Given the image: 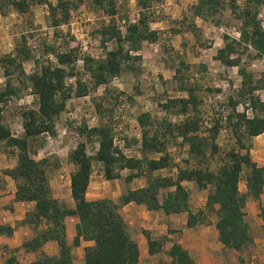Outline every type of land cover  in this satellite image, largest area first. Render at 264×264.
Wrapping results in <instances>:
<instances>
[{"label": "trees", "instance_id": "trees-1", "mask_svg": "<svg viewBox=\"0 0 264 264\" xmlns=\"http://www.w3.org/2000/svg\"><path fill=\"white\" fill-rule=\"evenodd\" d=\"M135 1L139 10L136 21H132L128 14H121L118 0H0L3 15H7L10 9L19 14L31 13L36 4L46 3L56 36L60 34V27L71 21L73 11L85 2L102 10L109 18L95 33L100 39L102 56L95 58L85 54L82 58L90 77L88 80L77 65L79 43L68 41L64 50H58L53 44L47 45L45 53L53 54L55 60H35L28 36L22 34L15 51L0 58L6 78L4 86L0 87V142H4L17 157L16 164L4 168L1 173L15 181L16 201L34 202V207L15 226L0 222V235L12 236L20 225L30 227L34 236L23 242L25 251L42 250L50 240L57 242L56 255L42 253L33 264H75L74 249L82 241H93L84 248V264H139V243L120 211L131 202L167 215L186 212L188 228L210 223V216L215 213L219 241L225 248L239 253L254 242L252 227L246 219L249 197L259 201L264 222V202L261 200L264 165H259L251 155L253 138L264 133V101L255 93L264 87V71L256 78L244 63V55L248 53L251 59L264 57L261 18L264 0H198L180 19L174 20L171 35L191 33L198 45L210 47L204 42V31L198 19L220 25L222 16L229 10L240 23V36L235 38L224 34L223 46L217 49L216 59L227 67H238L241 85L228 96L229 112L218 115L204 130L200 110L203 101L198 93L200 86L190 82L186 71L192 65L179 56L173 79L177 82V89L186 95L168 96L159 105L166 113L178 115L180 119L154 118L149 111L141 112L137 120L142 130V156L130 157L114 145L115 106L105 103L107 94H113L107 86L124 71H141L144 43H155L162 37L161 30L154 28L152 23L156 13H160L163 0ZM33 59L36 69L27 73L24 64ZM199 66L207 71V65ZM70 78L75 81L70 82ZM103 85L105 92L100 100L96 99L100 122L94 126L82 122L78 131L84 139L69 154V162L75 166L71 172L72 206L54 196L50 173L52 162L49 157L36 159L31 143L42 135L57 134V119L66 110L70 99L87 96ZM23 88L31 89L36 106L25 107L22 112L24 132L15 135L5 123L4 108L14 96L20 95ZM240 105L244 106L243 110L239 109ZM249 108L252 116L247 113ZM223 129L230 131L235 142L219 159L221 162L212 167L213 159L222 150L218 139ZM94 140L98 146L91 155L87 147L88 142ZM127 143L131 144L129 140ZM173 143L186 148L188 156L182 159L183 163L176 162L169 151ZM94 161L101 164L107 180L121 178L122 171L128 169L130 173L126 182L144 176L147 183L128 188L117 202L106 197L89 199L87 192ZM169 168H175V174H155ZM242 181L246 182L247 192L240 188ZM185 182H194L199 189L209 190L204 208L196 212L191 209V192ZM4 187L5 180L0 177V197ZM72 217H77L79 222L76 234L70 240L67 223ZM144 234L148 239L149 254L164 251L168 236L153 238L147 230ZM167 254L170 261H160L159 264H196L189 250L178 241L171 245ZM239 259L244 261L241 255ZM5 264L21 263L12 254L6 258Z\"/></svg>", "mask_w": 264, "mask_h": 264}, {"label": "rangeland", "instance_id": "rangeland-1", "mask_svg": "<svg viewBox=\"0 0 264 264\" xmlns=\"http://www.w3.org/2000/svg\"><path fill=\"white\" fill-rule=\"evenodd\" d=\"M197 1L163 0L159 6L160 13H156L152 23L154 28L161 30L162 37L158 42L144 43L141 51L143 55L141 71H124L107 86L113 92V94H107L105 103L115 106L114 128L118 124H122V134L126 140V147L132 149L131 154L134 156H142L140 151L142 130L137 120L141 112L149 111L154 118L169 116L173 120L180 119L178 115L166 113L159 105L168 96L186 95L177 89V82L173 79L175 75L174 66L179 64V56H182L192 65L190 70L186 71L190 75V82L200 86L198 93L203 101L200 110L204 130L212 125L218 115L227 112L229 108L228 96L233 94L241 85L238 67H227L216 59L217 49L223 46L224 34H229L235 38L240 36V23L231 15L229 10L222 16L220 25L209 20L198 19V23L204 31V42L210 47L198 45L191 33L171 35L170 28L173 26L174 20L180 19L189 10V7ZM118 4L122 15L134 16L137 14L138 8L135 0H118ZM261 18L264 24V11L261 13ZM108 19L102 10H96L85 2L73 11L71 21L61 26L60 34L56 36L55 29L51 26L46 3L36 4L33 11L27 14H19L14 9H10L7 15H3L0 11V58L5 53L15 51L22 34L28 36L29 46L35 60H47L48 58L55 60L53 54L45 53V47L53 44L58 50H64L69 43L68 41H71L72 44L79 43L80 59L77 65L84 78L88 80L90 77L84 69L82 58L85 54H90L95 58L102 56L103 50L100 39L95 33L96 29ZM122 22L121 24H123ZM85 46H87L86 49ZM244 63L256 78L261 77L264 71V57L251 59L248 53L244 55ZM200 64L207 65V71H203L199 66ZM24 67L27 73L34 71L36 69L34 59L25 62ZM0 77H5L1 62ZM69 81L74 82L75 78H70ZM2 86L4 84L0 83V87ZM218 88L221 91H216ZM259 89H264V87ZM104 92L105 86L103 85L87 96L73 97L68 101L66 110L57 119V134L55 136L46 134L32 140L31 148L35 158H50L52 162L51 179L54 184L59 185L64 194L68 193V180L71 172L75 169V166L69 162V154L77 143L84 139L78 131L79 127L84 121L90 126L99 124L101 118L96 109V99L100 100L99 98ZM19 94V96H14L4 108L5 123L10 126L15 135H22L24 132L22 112L25 107L36 106V98L30 88H23ZM242 108L244 106L240 105L239 109ZM94 116L97 117L96 120H93ZM127 140L131 144H128ZM218 142L222 150L213 159L212 167H216L221 162L219 159L234 145L235 141L230 131L223 129ZM97 146L96 140L88 142V153L94 155ZM169 151L176 162L183 163L182 159L188 156L186 148L179 146V144H171ZM16 160L17 157L12 150L4 142H0V172L4 168L12 167L16 164ZM93 169L96 173L92 176L91 190L99 185L109 190L110 183H104L105 177L101 164L94 161ZM129 172L130 170L125 169L122 173L124 175ZM155 174L173 175L175 168L156 171ZM243 182L240 184L242 190L244 189ZM145 183H147L146 177L142 176L136 179L133 185L139 187ZM193 184L191 188L188 187L191 189V193H194L198 187L196 183L193 182ZM198 191L196 202L205 201L209 190L198 189ZM106 192L108 193V191ZM65 198H68L67 195ZM211 217L217 219L215 213ZM262 226L253 224L252 230L256 233L257 242L250 244L241 252L244 258L243 262L238 259L239 253L237 251L230 250L226 251L228 253L220 252L219 257L216 255L213 264H252L253 258L255 259L254 264H264V227ZM161 257L162 255H157L150 264H159L162 261Z\"/></svg>", "mask_w": 264, "mask_h": 264}, {"label": "crops", "instance_id": "crops-1", "mask_svg": "<svg viewBox=\"0 0 264 264\" xmlns=\"http://www.w3.org/2000/svg\"><path fill=\"white\" fill-rule=\"evenodd\" d=\"M251 155L259 165H264V133L253 138ZM129 173L124 174L125 176L122 173V177L115 180H107L104 178V183H110L109 190L100 185L95 186L96 188L91 190L93 183L92 178L87 192V197L89 199H100L106 197L117 202L120 195H122V193H124L128 188H136L133 184L138 178H135L130 183L126 182L125 178ZM0 177L5 180V187L0 197V222L15 226L17 222L25 218L26 212L34 207V202L16 201L15 195L17 188L15 181L11 177L3 175L1 172ZM243 183L244 189L242 190V188H240L243 192H247L246 182L244 181ZM185 184L189 188L194 185L193 182H185ZM51 185L55 197L62 200L65 199L67 203L74 206V200L71 195V176L68 180L67 194H64L63 190H60L59 185L54 184L52 179ZM145 185L146 183L141 186ZM198 189L199 188L197 187L196 191L191 193V209L195 212L205 207L207 199L206 197L205 201L200 203L196 202V196L199 192ZM106 191H108V193ZM65 195H67L68 198H65ZM261 200L264 202V193L262 194ZM120 211L129 223L133 237L139 243V264H150L154 261L157 255H162V261H170L171 258L167 254V250H169L175 241L180 242L186 249L189 250L192 257L196 261V264H213L215 260L214 257H216V255L219 257L220 252L230 251V249L225 248L219 241L218 229L216 227L217 219H213L211 216L210 223L198 224L195 228H188L186 226L188 218V214L186 212L167 215L163 211L148 210L145 205H140L135 202L124 205ZM2 216H5L6 220H3ZM246 219L250 223L251 227L253 224H259L260 226L264 224L263 219L260 216L259 201L253 199L252 197H249L247 200ZM78 222L79 219L77 217H72L67 223V233L70 240H72L76 234V225ZM144 230H147L153 238H160L162 236L169 237V240L164 246L163 252L155 255L149 254L148 239L144 234ZM257 234L259 233L257 232ZM33 236L34 231L30 227L23 225H20L12 236L0 235V264H5L6 258L12 254L17 256L21 264H33L37 257L42 253L47 255H56L58 253V244L54 240L47 241L42 250L25 251L22 247L23 242L31 239ZM253 237V243L257 242L255 232H253ZM91 244H93V241H82V244L74 249L75 264H84V248L85 246ZM239 255L242 256L241 253H239Z\"/></svg>", "mask_w": 264, "mask_h": 264}, {"label": "built area", "instance_id": "built-area-1", "mask_svg": "<svg viewBox=\"0 0 264 264\" xmlns=\"http://www.w3.org/2000/svg\"><path fill=\"white\" fill-rule=\"evenodd\" d=\"M138 17H139V10L137 11L136 15L130 16V19L132 21H136L138 19ZM86 48H87V46H85V49ZM5 80H6L5 77L4 78L0 77V83L5 84V82H4ZM255 93H256L257 96H259L261 98L262 101H264V89H258V90H256ZM241 110H243V108ZM228 112H229V108H228L226 113H228ZM247 113H248L249 116L253 115L252 110L250 108L247 110ZM96 119H97V117L94 116L93 120H96ZM114 131H115L114 132V145L117 146L118 148H120L127 156L133 157L134 155L131 154L132 149H129V148L126 147V140H125V137H123V134H122V124H118L114 128ZM95 173H96V171L93 169L92 176ZM2 219L6 220V217L2 216ZM251 263L252 264L255 263V259L254 258L251 260Z\"/></svg>", "mask_w": 264, "mask_h": 264}]
</instances>
